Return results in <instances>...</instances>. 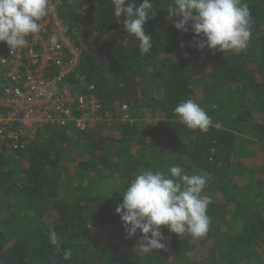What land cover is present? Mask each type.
Instances as JSON below:
<instances>
[{"label":"trees","instance_id":"obj_1","mask_svg":"<svg viewBox=\"0 0 264 264\" xmlns=\"http://www.w3.org/2000/svg\"><path fill=\"white\" fill-rule=\"evenodd\" d=\"M150 2L155 15L145 25L153 37L148 54L113 15L112 0L57 4L67 36L81 50L71 86L93 97L111 124L82 132L51 127L18 150L0 143V264H264V0H244L253 21L250 43L224 54L199 48L205 38L194 34L191 22L187 31L175 28L179 17L168 12L174 0ZM8 47L0 42V58ZM147 75L155 80L156 98L147 97ZM185 99L212 117L207 133L174 116ZM122 105L129 106L133 124L118 120ZM146 109L154 117L139 124ZM68 149L77 172L90 178L63 202ZM161 157L210 178L203 194L212 199L211 223L201 241L162 226L166 248L142 254V234L129 238L115 211L122 193L102 195L95 187L110 180L122 189L138 169L156 171ZM50 228L62 249L73 250L70 261L50 243ZM198 244L210 245L202 259L193 255Z\"/></svg>","mask_w":264,"mask_h":264},{"label":"clouds","instance_id":"obj_2","mask_svg":"<svg viewBox=\"0 0 264 264\" xmlns=\"http://www.w3.org/2000/svg\"><path fill=\"white\" fill-rule=\"evenodd\" d=\"M56 2L59 4L60 0ZM112 4L113 15L122 18L124 31L139 42L141 54L150 53L153 37L146 34L145 25L155 15L154 4L150 0L139 4L136 0H112ZM50 7V0H0V42L6 43L11 51L26 47L27 38L40 32V21L48 15ZM168 12L169 18L179 17L174 25L177 30L187 31L191 22L194 34L205 38L198 44L201 49L207 46L224 54L248 48L253 21L244 0H174ZM173 114L193 131L207 133L213 125L205 108L192 99L180 102ZM215 127L221 125L216 123ZM209 179L195 172L188 173L180 165H170L167 171L142 168L122 189L106 180L98 191L108 196L113 192L122 193L123 200L117 205L116 214L129 238L138 230L142 234L137 249L142 254H151L166 248L162 226L180 237L207 235L211 223L207 212L212 199L203 190ZM49 238L63 259L70 261L73 250L61 248L58 234L52 228Z\"/></svg>","mask_w":264,"mask_h":264},{"label":"built area","instance_id":"obj_3","mask_svg":"<svg viewBox=\"0 0 264 264\" xmlns=\"http://www.w3.org/2000/svg\"><path fill=\"white\" fill-rule=\"evenodd\" d=\"M50 3L40 32L27 38L26 47H8L0 58V143L8 148L22 149L51 127L72 125L82 132L98 122L111 124L93 97L72 88L81 50L66 34L57 2ZM119 115L132 122L129 106L122 105Z\"/></svg>","mask_w":264,"mask_h":264},{"label":"rangeland","instance_id":"obj_4","mask_svg":"<svg viewBox=\"0 0 264 264\" xmlns=\"http://www.w3.org/2000/svg\"><path fill=\"white\" fill-rule=\"evenodd\" d=\"M155 80L152 79V77L150 75H147L145 80H144V89L147 92V97H151V98H156L158 96V92L156 91V89L154 88V84ZM145 114V118L141 121H138L139 124H148L151 122V120L154 117V114H152L150 112L149 109H146V111L144 112ZM129 118L132 121V124L134 123V119L130 117V113H129ZM92 129H94L95 127L91 126ZM104 126H102V130L101 132L103 133L105 131V129L103 130ZM248 157V156H247ZM247 157H243L241 156L240 158H243L244 160ZM248 159V158H247ZM76 155L75 152L72 149H68L67 153H66V159H65V165H66V172L63 175V179L61 181L60 184V189H59V197L61 198V201L66 202V201H71L74 197V194L76 193L75 188L76 186L80 185L81 183H86L87 180H89L90 177H85L82 176L79 172H77L76 170ZM184 164L186 165L185 161H183ZM170 165H174L172 161L166 159L164 160L162 157L160 159L157 160L156 163V169L160 170V171H167ZM199 173L197 170L195 169H191L188 173ZM203 175V174H201ZM104 181H101L95 188L96 193L98 194H107L105 192H101L98 191V187L103 183ZM237 229V228H236ZM235 229V231H236ZM199 241H201V239H197ZM197 249H196V254L195 251L193 252V255H195L196 258L198 259H202L201 257L204 256V254L207 251V248L210 247V245H203V244H198L197 245ZM263 259H264V254H263Z\"/></svg>","mask_w":264,"mask_h":264}]
</instances>
